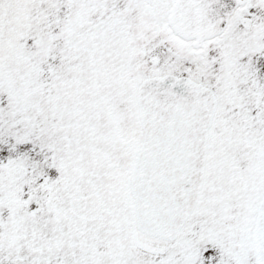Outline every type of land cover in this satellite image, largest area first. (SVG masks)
I'll return each instance as SVG.
<instances>
[{
	"label": "snow or ice",
	"instance_id": "obj_1",
	"mask_svg": "<svg viewBox=\"0 0 264 264\" xmlns=\"http://www.w3.org/2000/svg\"><path fill=\"white\" fill-rule=\"evenodd\" d=\"M0 264H264V0H0Z\"/></svg>",
	"mask_w": 264,
	"mask_h": 264
}]
</instances>
